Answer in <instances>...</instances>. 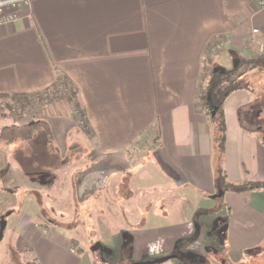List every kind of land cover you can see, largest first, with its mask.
<instances>
[{"label": "crops", "instance_id": "crops-1", "mask_svg": "<svg viewBox=\"0 0 264 264\" xmlns=\"http://www.w3.org/2000/svg\"><path fill=\"white\" fill-rule=\"evenodd\" d=\"M219 43L213 65L230 70L264 54L259 0H31L14 22L0 25V95L41 93L62 77L76 87L89 131L76 116L50 113L43 121L52 141L42 126L51 143L47 149L66 148V136L75 127L92 143L93 154L109 172L102 181L105 189L95 190L93 202L101 206L95 230L130 225L132 247L125 256L135 264L172 254L195 230L199 238L208 235L213 222L225 240L218 259L222 264H250L255 250V256H264V189L227 190L219 196L215 183L210 119L200 92L213 66L206 58ZM223 108L228 182H263L264 93L240 89ZM31 142L0 141V149L9 148L0 163L12 162L8 180L2 181L20 182L6 193L7 211H0V264H96L77 233L53 222L40 225L37 197L42 190L27 193L26 180L53 189L61 179L55 164L37 161L38 147ZM132 148L145 150L152 160L142 166L146 171L138 176V190L131 184L127 198L122 191L130 187L129 180L116 172L131 167ZM41 166L54 175L42 179L37 174ZM85 171L89 168L78 174ZM84 176L81 182L65 179L66 197L72 188L78 193L84 187ZM108 182L116 183L113 196L121 205H133L129 216L126 208L119 210V202H111ZM82 194L77 206L88 199L86 191ZM187 214L203 215V225L189 222ZM209 251L218 257L214 248ZM170 264L189 263L177 259Z\"/></svg>", "mask_w": 264, "mask_h": 264}, {"label": "rangeland", "instance_id": "rangeland-1", "mask_svg": "<svg viewBox=\"0 0 264 264\" xmlns=\"http://www.w3.org/2000/svg\"><path fill=\"white\" fill-rule=\"evenodd\" d=\"M216 56L217 55L209 53L206 58L207 65L212 66V64L214 63V57ZM211 71L212 69L208 71V76L210 75ZM262 72L263 71L259 72L257 70H255L254 72L251 71L249 76L245 77L244 79L245 81H250L251 86L255 89V92H258V94L260 95L264 93V79H262ZM206 81L203 87H205ZM76 103V98L70 90L66 91V93L45 91L40 97L37 98L33 96H28L26 99L0 97V130L5 126H9L14 123L23 124L27 122L31 123L36 120H44V117L50 115V113L60 116L68 115L69 118L73 117V119L76 116L80 123L81 120L78 113V108L76 107ZM82 135H84V133L82 132L81 134V130L78 127H75L73 131H71V133L66 136V140L68 141V143H66L67 147L61 148L59 149V151L55 152V150L52 151L47 149L48 146L51 145L49 138L45 132V129L42 126L38 127V130L34 136L35 138L32 139L30 145L32 146V148H35L34 146L38 147L36 152L37 161L42 160L43 165L45 163H53L59 168L57 176L60 177L61 180L53 189H51L50 187H48L49 185L41 186L38 183L32 185V183H30L27 179L26 192L29 193L31 189L35 190L36 188L38 193H40V189L42 190L40 196L37 197L39 203L41 204L40 210L42 211V219L40 220V225H43V227H49L53 222L57 225L68 228L69 232L73 235L77 233L78 236L81 237L80 240L84 239L87 243H85L86 245H84L83 247H89L92 254L97 259L96 264H135L131 261L133 259L132 256H125V252L127 254V252H130V249L128 247H125V243H128V237H126L124 234L127 233L126 230H130V225H106V230L103 229L105 225H98L100 226V230H95L98 228L97 218L99 217V212L101 211L100 204L93 202V199H95L96 201V198L98 197V191L95 192V190L98 188H100L101 190L105 189V187L103 186L104 182L102 181L107 178L109 172L104 169V164L101 162V159H98L93 154L92 143L87 142L88 139L83 137ZM0 141L2 142V145L6 144L2 140ZM143 152H145V150H141L140 148H132L128 150V162H126L129 163L131 167L126 171H120V173L116 172V174L120 175L121 178L123 177L122 180H129L130 187H126L124 185L125 190L122 191V194H124V196L127 198L131 196V192L129 191L131 188V184L133 185L135 190H138V176H140L142 172L146 171V169L142 166L152 160L151 154L147 153L144 155ZM4 153H9V148L0 149V157H3ZM49 155H51V158L49 157ZM143 155L144 161L140 162V159ZM9 161L10 162L5 164H3V162L0 163V211L2 213H5L7 211V204L11 202L6 196V193H8L9 191H13V189L16 188L17 184L20 183L16 180L14 182L2 181V179L4 178H7L8 180V175L10 174L12 168V162L11 160ZM24 168L29 173L33 172L32 167L28 166L26 163L24 164ZM88 168L89 171L78 174L84 169ZM37 174L41 176L42 179L48 178L51 174L52 176L54 175L49 168L42 166L41 168H37ZM83 175H85L84 187H81L78 193H76L75 189L72 188L73 186L70 187L72 188L70 197H66L65 190L68 188V184L66 183L67 178H80L81 182L83 181ZM21 184H24L23 181H21ZM75 184L78 183H74V186ZM115 184V182H108L106 188L108 193H112L110 194L111 202L113 204L114 202H119V210L121 211L122 209L126 208V215L129 216V209L132 208L133 205L131 207L124 204L121 205V200L113 196V189L116 187ZM56 191H58L59 193H56ZM84 191L89 194L87 195L88 199L83 200L80 204L81 206H77L76 203L78 202V200H82V193ZM90 193L94 195H90ZM76 194L79 195V198L76 197ZM60 195H64V197H61ZM73 202H75L74 205ZM109 209L113 211L112 208ZM88 211L89 213H87ZM88 214H90L91 216ZM113 215V217H117L118 219L115 221H117L118 223H124L122 220L125 219H121L120 215ZM187 216H189V222L199 221L200 225H203V215L187 214ZM122 226L123 228L125 226L127 228L122 229ZM190 228L195 230L194 225L190 226ZM201 234L202 235L199 238V233L195 230L192 235L184 238L183 245L187 248L182 246L178 249H173V253L169 255H176V257H173L170 260L159 264L174 263L177 259L184 260V262L187 261L189 264H197L195 262L193 263L190 258L196 257L198 255L203 256L205 259L199 260L200 264H212L213 258L215 262L214 264H222V262H220L218 259L223 258V256L221 255L222 253L219 252L221 251L223 246H225V240L224 238H222L223 236L220 235L218 228L216 227V223L213 222L211 224V227L208 228V235H206L205 232ZM205 237L209 239L207 240ZM221 241L222 245H220ZM81 247L82 246H79L78 248L81 249ZM211 248H214L215 251L219 253L218 257H214L212 254L213 252L209 251V249L211 250ZM153 249L157 250L158 247L155 246L153 247ZM186 250L189 251L188 254H186ZM256 253L257 250L250 253L254 255L252 256L254 259L250 261V264H264V256H255ZM159 257L162 256L160 255Z\"/></svg>", "mask_w": 264, "mask_h": 264}, {"label": "trees", "instance_id": "trees-1", "mask_svg": "<svg viewBox=\"0 0 264 264\" xmlns=\"http://www.w3.org/2000/svg\"><path fill=\"white\" fill-rule=\"evenodd\" d=\"M263 62L264 54L260 55L258 58L250 59L249 61L244 62L239 69L235 70L226 69L220 67L217 64H212V71L207 78L205 87H203L200 92L202 106L207 110L210 119L215 183L218 190H222L224 192L227 190L243 191L264 189V181L250 182L239 185L229 183L223 167V159L226 150V121L223 108L224 103L230 94L240 89L252 90L253 92L255 91V89L251 86V82L247 80L245 81V77H243V75L251 71L254 72L255 70L264 72V67L258 66V63ZM58 85H62L67 90H70L77 101V89L72 84V82L65 77H62L60 80H58V82L45 91H55ZM45 91L30 95L1 94L0 97L26 99L28 96H33L37 98L40 97ZM76 107L78 108L82 127L85 133H88L89 130L87 128L85 115L78 102L76 103ZM39 126L46 127V131L50 140L52 141V135L49 126L47 122L43 120H36L33 122V124L27 122L23 124L14 123L9 126H5L0 130V140L6 144H11L19 140H31L35 136ZM124 235L128 237V243H125V247H128L131 250L132 236L128 232ZM195 258L198 260H205L204 257L200 255L196 256Z\"/></svg>", "mask_w": 264, "mask_h": 264}, {"label": "built area", "instance_id": "built-area-1", "mask_svg": "<svg viewBox=\"0 0 264 264\" xmlns=\"http://www.w3.org/2000/svg\"><path fill=\"white\" fill-rule=\"evenodd\" d=\"M31 0H0V25L14 22L18 13L28 7ZM259 6L264 8V0H259ZM254 33H258V29L254 30ZM221 44H217L210 48V53L216 55L220 49ZM57 93L68 91L64 86L58 85L55 90Z\"/></svg>", "mask_w": 264, "mask_h": 264}, {"label": "water", "instance_id": "water-1", "mask_svg": "<svg viewBox=\"0 0 264 264\" xmlns=\"http://www.w3.org/2000/svg\"><path fill=\"white\" fill-rule=\"evenodd\" d=\"M31 124H33V122H31ZM223 193H224V191L219 190L218 195L222 196ZM173 257L175 258L176 255H168V256H163V257H157V258H154L153 260H149V261H145V262H138L136 264H159V263L166 262V261L170 260Z\"/></svg>", "mask_w": 264, "mask_h": 264}, {"label": "flooded vegetation", "instance_id": "flooded-vegetation-1", "mask_svg": "<svg viewBox=\"0 0 264 264\" xmlns=\"http://www.w3.org/2000/svg\"><path fill=\"white\" fill-rule=\"evenodd\" d=\"M217 226H218V225H216V227H217ZM219 233H220V232H219ZM221 234H222V232L220 233V235H221ZM190 259L192 260L193 263L195 262V263H197V264H200V263H199L200 261H199L198 259H195V257H191ZM187 260H188V259H187Z\"/></svg>", "mask_w": 264, "mask_h": 264}]
</instances>
